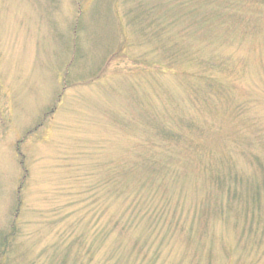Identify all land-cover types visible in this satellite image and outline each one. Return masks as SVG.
Instances as JSON below:
<instances>
[{"label":"rangeland","instance_id":"374dc122","mask_svg":"<svg viewBox=\"0 0 264 264\" xmlns=\"http://www.w3.org/2000/svg\"><path fill=\"white\" fill-rule=\"evenodd\" d=\"M0 264H264V0H0Z\"/></svg>","mask_w":264,"mask_h":264},{"label":"trees","instance_id":"16d2710c","mask_svg":"<svg viewBox=\"0 0 264 264\" xmlns=\"http://www.w3.org/2000/svg\"><path fill=\"white\" fill-rule=\"evenodd\" d=\"M79 10H80V8H79ZM80 11H81V10H80ZM80 11H78V13H81ZM76 35H77V34H76V32H75V36H76ZM157 207H158V206L155 205V209H157ZM151 209H152V208H151ZM155 209H154V210H155ZM154 210H152V211L150 212V217H152V218H153V216H152V213H153V212H159V211H154ZM145 215H146V214H145Z\"/></svg>","mask_w":264,"mask_h":264}]
</instances>
